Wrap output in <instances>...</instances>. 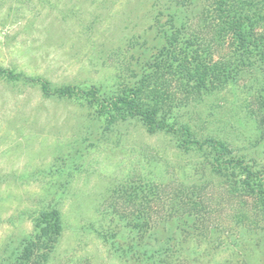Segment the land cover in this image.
<instances>
[{
	"label": "rangeland",
	"instance_id": "1",
	"mask_svg": "<svg viewBox=\"0 0 264 264\" xmlns=\"http://www.w3.org/2000/svg\"><path fill=\"white\" fill-rule=\"evenodd\" d=\"M214 19L212 0H0V69L18 76L0 74V264H150L136 251L168 236L181 243L171 264H264V234L236 243L238 199L214 177L202 198L205 224L216 228L210 236L186 237L180 229L195 232L185 218L139 240L128 216L140 202L134 188L154 181L153 192L164 195L189 185L203 171L200 153H184L175 137L150 135L132 119L106 128L96 107L54 92L131 86L167 44L170 21L205 32ZM250 68L176 116L264 170V64L254 57ZM52 209L57 234L41 229V213Z\"/></svg>",
	"mask_w": 264,
	"mask_h": 264
},
{
	"label": "trees",
	"instance_id": "2",
	"mask_svg": "<svg viewBox=\"0 0 264 264\" xmlns=\"http://www.w3.org/2000/svg\"><path fill=\"white\" fill-rule=\"evenodd\" d=\"M212 6L215 19L205 32L191 25L180 28L173 20L170 21V39L148 72L131 86L102 95L94 87L84 90L67 85L54 90L60 98L82 101L96 107L98 116L107 122L106 128L118 121L132 119L150 135L162 133L175 137L176 149L194 155L200 153L203 162H199V165L204 167L203 171H196L198 179L189 185L181 182L171 189L173 183L169 182L165 187L171 190L164 192V195H159V191L153 192L160 187L153 180V184L144 183L134 188V202H140L128 216L134 222L133 229L139 240L145 231L156 230L168 222L187 224L183 220L185 218L192 220L189 226L195 232L186 234L180 229L186 237L210 236L216 228L210 227L211 222L205 224L202 213L206 208L202 198L213 184L212 177L221 180L218 186L226 195L238 199L240 210L237 209L233 216L235 226L240 227L236 243L246 244L247 238L254 240L255 236L264 234V170L254 162L234 155V148L227 140L215 137V134L199 136L190 125L183 124L176 116L181 107L201 103L206 96L225 89L251 69L254 57L255 61L259 59L260 65L264 64V28L259 30V21L264 19V2L212 0ZM187 33L188 39L184 40L182 37ZM0 74L8 78L18 77L1 69ZM49 86L47 81L42 83L41 89L45 94H50ZM144 192L154 194L145 199ZM151 203L153 206L146 210L145 204ZM165 204L167 207H164ZM40 217L46 218V223L41 224L42 230L59 233L61 220L56 209L43 212ZM48 219L53 222L47 223ZM168 237L162 241L154 237V245H146L142 252L136 251L137 255L142 254L139 257L152 264H168L165 261L177 253V250H171L181 244L178 238H174L171 245L169 242L172 238Z\"/></svg>",
	"mask_w": 264,
	"mask_h": 264
}]
</instances>
